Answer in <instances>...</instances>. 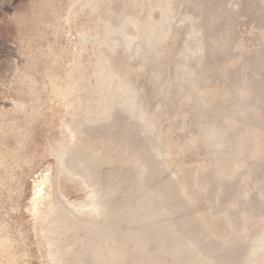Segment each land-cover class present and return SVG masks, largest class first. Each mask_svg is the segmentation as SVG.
<instances>
[{"label": "rangeland", "instance_id": "rangeland-1", "mask_svg": "<svg viewBox=\"0 0 264 264\" xmlns=\"http://www.w3.org/2000/svg\"><path fill=\"white\" fill-rule=\"evenodd\" d=\"M0 264H264V0H0Z\"/></svg>", "mask_w": 264, "mask_h": 264}, {"label": "bare ground", "instance_id": "bare-ground-1", "mask_svg": "<svg viewBox=\"0 0 264 264\" xmlns=\"http://www.w3.org/2000/svg\"><path fill=\"white\" fill-rule=\"evenodd\" d=\"M129 1V0H127ZM131 1V0H130ZM163 1V0H162ZM166 1V0H165ZM155 2V1H154ZM156 3V2H155ZM167 3V2H166ZM109 4H112L111 1L108 2V4L106 5V9L110 8ZM129 4V3H128ZM138 4V3H137ZM142 4V3H141ZM157 4V3H156ZM169 4V3H168ZM167 4V5H168ZM139 5V4H138ZM128 5L126 4V7ZM130 6V5H129ZM169 6V5H168ZM136 7V5H135ZM144 7V6H143ZM139 8V7H138ZM171 10H173L172 7H170ZM168 9V8H167ZM170 10V9H169ZM168 11V10H167ZM173 12V11H172ZM167 13V12H166ZM165 13V14H166ZM171 13V12H168ZM167 13V14H168ZM161 14V13H160ZM160 16V15H159ZM167 17V15H166ZM171 17V16H169ZM172 19V18H171ZM166 23V22H165ZM167 24V23H166ZM172 25V24H171ZM174 25V24H173ZM146 26V25H144ZM170 26V25H169ZM163 27V26H162ZM174 27V26H173ZM164 28V27H163ZM171 28V27H170ZM144 30V29H143ZM159 30V29H158ZM169 30V29H168ZM145 31V30H144ZM157 31V30H156ZM160 31V30H159ZM166 31V30H165ZM198 31V30H197ZM169 32V31H168ZM132 33V32H131ZM143 33V32H142ZM146 33V32H145ZM157 33V32H156ZM165 34V32H162ZM199 33V32H198ZM163 34V37H164ZM135 35V34H134ZM145 35V34H144ZM193 35V34H192ZM84 36V35H83ZM142 37V36H141ZM162 37V35L160 36ZM189 37V36H188ZM193 37V36H192ZM136 36H130L128 34H126L125 36H123V40L124 42L128 43L129 45L127 46V50L129 49V46L131 44L134 43V41H136ZM144 38V37H143ZM139 39V38H138ZM147 39L146 44H148L150 42V38L147 35V37L145 38ZM115 39H112V41H114ZM140 40V39H139ZM197 41V40H196ZM142 43V42H141ZM196 45H199L196 44ZM193 46V45H192ZM141 47V46H140ZM108 48V47H107ZM139 48V47H138ZM140 49V48H139ZM152 49V48H151ZM107 50V49H106ZM130 50V49H129ZM197 52L201 51V47H199L198 49H196ZM123 51H125V49L123 48ZM135 51V50H134ZM142 51V50H141ZM188 51V50H187ZM186 51V52H187ZM196 52V53H197ZM114 53V52H113ZM127 53V52H126ZM143 53V52H142ZM141 53V54H142ZM146 53V52H145ZM151 53V52H150ZM192 53V52H191ZM148 54V53H146ZM115 55V54H114ZM186 55V54H185ZM193 55V54H192ZM150 57V56H149ZM141 58V57H140ZM157 58V57H156ZM109 59V58H108ZM159 59V58H158ZM129 60V59H128ZM149 60V59H148ZM160 60V59H159ZM183 66V65H182ZM187 70V68H186ZM122 88V87H121ZM128 91V90H127ZM129 92V91H128ZM124 93V91H123ZM126 94V93H125ZM134 94V93H133ZM127 95V94H126ZM130 95V94H129ZM121 96V95H120ZM128 96V95H127ZM122 97V96H121ZM125 97V96H124ZM127 98V97H125ZM130 97H128L129 99ZM133 98V97H131ZM122 100V111H124L126 114L130 113L131 115H129V117H135L136 115H134V104L129 102L128 99H124V98H120ZM108 110V107L103 109V114H105ZM141 116V115H140ZM209 134L207 131H205V137L206 139H209ZM69 137H70V142H72V139L74 138V130H69ZM208 136V137H207ZM67 139V138H66ZM213 145L218 147L217 144H215L213 142ZM83 157V156H82ZM81 157V158H82ZM86 158V157H85ZM89 159L86 160L88 167H86L83 162L81 160H79L77 158L76 155H74L71 152L70 147H65L62 148L61 153L59 155H57V160L58 162L64 166L65 170H67L69 172V174L73 177V178H79L80 180H82L83 184L86 186V188L89 190V196H88V203H81L78 206H72V213L78 215V216H74V218H77V222H81L84 221L86 218H95L96 216L100 217L101 216V212L104 209L103 205L101 204V196L100 193L98 192V190L96 189V183L100 178V175L98 173V169L104 165H109L111 162L110 157L107 155H103V154H97V152H92L91 156L88 157ZM127 168V167H126ZM58 170V169H57ZM48 178L44 177L40 183L36 186V191L34 193L35 198H33L32 201V207L33 210L37 211L38 208L45 202V200L49 197V185H48ZM125 208V207H124ZM123 208V209H124ZM67 215V214H66ZM108 217V214L106 215V218ZM155 218V219H154ZM139 221H143L140 219L135 220L134 224H140V223H136ZM145 221V220H144ZM147 221V222H146ZM146 223H145V227L151 226L152 224H157L159 222V219L156 217L151 218H146ZM142 223V222H141ZM70 224L72 225V223L70 222ZM92 224V223H91ZM41 227V226H40ZM44 231V230H43ZM49 233V232H48ZM47 240V239H46ZM60 246V245H59ZM263 245L260 244L259 248L257 247H253L250 249L251 252H255V250L260 249ZM94 247V246H93ZM92 248V247H91ZM93 250V249H92ZM95 250V249H94ZM94 250L91 252V256L93 257L94 261L97 262L96 260V254H94ZM80 263V262H79Z\"/></svg>", "mask_w": 264, "mask_h": 264}]
</instances>
